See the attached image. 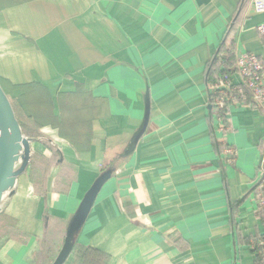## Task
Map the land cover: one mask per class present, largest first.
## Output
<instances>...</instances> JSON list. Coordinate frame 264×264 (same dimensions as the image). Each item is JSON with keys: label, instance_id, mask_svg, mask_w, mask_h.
Returning a JSON list of instances; mask_svg holds the SVG:
<instances>
[{"label": "crops", "instance_id": "0c3cea01", "mask_svg": "<svg viewBox=\"0 0 264 264\" xmlns=\"http://www.w3.org/2000/svg\"><path fill=\"white\" fill-rule=\"evenodd\" d=\"M243 1L0 0V81L32 140L2 203L0 264H53L105 174L65 264H89L85 251L97 264H256L264 107L231 106L223 134L206 76L233 26L236 53L264 64V15Z\"/></svg>", "mask_w": 264, "mask_h": 264}, {"label": "water", "instance_id": "95a60500", "mask_svg": "<svg viewBox=\"0 0 264 264\" xmlns=\"http://www.w3.org/2000/svg\"><path fill=\"white\" fill-rule=\"evenodd\" d=\"M149 114L150 102L148 101L145 124L149 120ZM143 132L144 129L136 137V142H138ZM31 158L32 140L24 135L11 99L0 83V214L4 198L13 196L18 179L27 171ZM109 177V174L103 175L89 191L68 229L65 243L53 264H65L68 260L73 250L74 239Z\"/></svg>", "mask_w": 264, "mask_h": 264}, {"label": "built area", "instance_id": "2783aa9c", "mask_svg": "<svg viewBox=\"0 0 264 264\" xmlns=\"http://www.w3.org/2000/svg\"><path fill=\"white\" fill-rule=\"evenodd\" d=\"M255 13L264 15V0H251ZM257 32L264 37V23L257 27ZM236 72L224 75L217 83L208 88L209 102L219 122L220 132H229L230 107L237 104H246L250 97L252 100L264 107V64L253 54L236 53ZM238 75L242 79L240 85L233 83L232 77ZM222 157L230 162L235 155V150L223 140H219ZM260 188L257 193V204L259 211L264 210V150L260 157ZM250 248L257 260L264 264V240L250 243Z\"/></svg>", "mask_w": 264, "mask_h": 264}, {"label": "trees", "instance_id": "16d2710c", "mask_svg": "<svg viewBox=\"0 0 264 264\" xmlns=\"http://www.w3.org/2000/svg\"><path fill=\"white\" fill-rule=\"evenodd\" d=\"M247 1L250 2L251 0H244L242 5L245 6L247 4ZM235 28L236 26L229 28V30L226 33L225 40L222 46L220 47L216 56L207 66L206 76H207L208 88L214 83H217L222 76L230 75L236 72L235 69L236 49H235L234 41L232 39L235 33ZM6 94L9 95L8 92H6ZM259 188H260V182H258V184L255 186L253 192L256 193L257 189ZM238 206H239L238 204L231 206V211L233 216L237 213ZM259 216L264 225V210H260ZM261 240H264V236L252 237L251 239L247 240V244L250 245L252 241L259 244V241ZM97 254L98 253L95 251L94 252L85 251V256L89 255V259H88L89 264H97V256H96ZM256 264H261V261L256 259Z\"/></svg>", "mask_w": 264, "mask_h": 264}, {"label": "rangeland", "instance_id": "374dc122", "mask_svg": "<svg viewBox=\"0 0 264 264\" xmlns=\"http://www.w3.org/2000/svg\"><path fill=\"white\" fill-rule=\"evenodd\" d=\"M0 83H1V85H2V87H3V89H4V91L8 92L9 87H7V84L4 83L3 81H0ZM13 104L16 105V101H13Z\"/></svg>", "mask_w": 264, "mask_h": 264}]
</instances>
